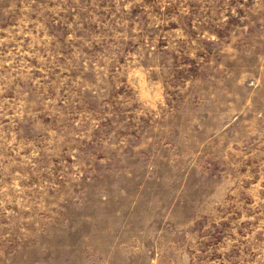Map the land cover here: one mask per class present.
I'll return each mask as SVG.
<instances>
[{"label":"rangeland","instance_id":"374dc122","mask_svg":"<svg viewBox=\"0 0 264 264\" xmlns=\"http://www.w3.org/2000/svg\"><path fill=\"white\" fill-rule=\"evenodd\" d=\"M0 264H264V0H0Z\"/></svg>","mask_w":264,"mask_h":264}]
</instances>
